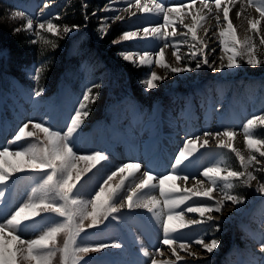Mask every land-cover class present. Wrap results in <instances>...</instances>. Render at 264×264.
Masks as SVG:
<instances>
[{
  "label": "snow or ice",
  "instance_id": "6c2138e0",
  "mask_svg": "<svg viewBox=\"0 0 264 264\" xmlns=\"http://www.w3.org/2000/svg\"><path fill=\"white\" fill-rule=\"evenodd\" d=\"M116 2L117 0H109L102 9L116 13L101 18L103 23L99 30L102 35L107 34L109 20L115 23L126 19L120 14L121 11L130 14L127 19L136 17L138 12L162 19V23L155 27L123 31L118 39L113 40L114 45L130 42L137 48L147 44L149 37L158 42L154 54L138 50L118 53L124 61L134 66L155 65L171 74H183L195 72L205 66L212 72L219 68L223 73L225 69L236 71L244 64L251 67L264 65V58L257 55L258 44L264 46V29L258 27L264 21V0H243L241 9L234 13L236 18H240L244 3L259 13V19L249 20L250 31L258 37V44L253 36L243 40L237 38L236 27L229 15L237 6V0H199V7L197 0H180L179 4L171 6L157 0H152L151 4L142 3L141 0H121L125 4L122 10L113 7ZM48 7L49 0H45L40 10L41 16L44 15L43 9ZM83 7L87 9V4ZM192 9H195L194 14L190 11ZM221 9L226 28L219 32V43L224 55L219 56L218 63L217 48L209 47L207 42L198 37L197 29L203 28L209 16L219 23ZM185 13L191 14L192 24L184 23ZM92 15L95 16L96 12ZM10 19L24 21L13 31L30 33L33 45H39L41 41L48 43L45 33L62 39L80 27L65 25L61 31V25L54 23V20H60L58 13H49L46 19L40 20L26 11H15L10 14ZM87 19L85 14V20ZM177 19L179 24L176 23ZM180 26L181 35L177 37L176 28ZM169 27L172 28L171 32L167 31ZM209 32L210 30L204 29L205 35L212 39L215 32L213 30L211 35ZM170 45L175 60L177 63L184 60V66L171 67L165 62V49ZM185 45L190 47V56L178 54ZM57 46L52 45L53 49ZM41 68L42 66H36L31 74V79L37 84L41 78ZM166 78L153 70L140 83L148 91L156 89L158 82ZM102 87L101 82H94L83 89L63 130L55 129L45 120H27L0 146V264H54L58 254L59 264H92L95 254H103L105 250L119 249L123 252L126 244L122 240L91 241L90 237L103 232L110 225L126 226L131 215L138 209H145L151 214L162 236L157 244L152 245L151 251L143 246L139 237H134L140 245L139 254L146 258L136 264H189V260L181 253L192 260H198L200 257L197 253L191 251L193 245L211 254L219 247L220 241L214 235L206 239L209 236L206 230L189 239L182 230L194 225H206L217 232L221 225L213 220L212 214H222L226 201L238 206V211L239 206L246 203L245 195L233 193L232 190L238 186L235 182L246 188L252 187L251 182L257 177L249 169L264 171V168L257 167L264 164V161L257 160L255 155L259 153L264 158V138L253 135L258 126L264 127V111L254 114L243 125L246 147L250 150L247 157L233 146L232 141L237 136L235 130H205L201 134L187 136L168 171L158 173L139 161L111 166L110 153L104 151L80 153L77 146L79 130L90 115L89 105H94L100 98L99 89ZM44 92V88H33L30 95L36 99L42 97ZM30 126L33 130H29ZM35 130L43 133L44 142H40ZM209 138L218 141V149L234 153L242 170L229 169L223 166L222 161H216L212 166L198 170L200 179L189 172L185 162L200 148H207ZM21 157H27V162L13 163L10 159ZM81 162H85L86 167H79ZM118 175L121 177L119 183L110 184ZM94 177H99L98 183L92 191L86 192ZM33 178L35 186L30 188L22 200L17 201L9 195L19 187L20 180ZM190 178L198 185H202L203 178H206L209 184L206 188L186 189L183 192L168 187L171 179L187 182ZM217 190L223 193L219 198L213 195ZM157 191L164 198L163 206L153 194ZM254 191L264 199V183H260ZM85 195L88 196L87 199L84 198ZM186 213L198 214L199 218L183 222ZM174 219L181 220L182 223L175 226L171 223ZM59 237H63L62 242L58 240ZM254 239L260 255L253 264H264V233ZM166 251L171 253V258L158 259Z\"/></svg>",
  "mask_w": 264,
  "mask_h": 264
},
{
  "label": "rangeland",
  "instance_id": "374dc122",
  "mask_svg": "<svg viewBox=\"0 0 264 264\" xmlns=\"http://www.w3.org/2000/svg\"><path fill=\"white\" fill-rule=\"evenodd\" d=\"M83 1L85 4L87 1L94 2L95 7L93 12H96V15L93 16V12L91 14H88V19L85 20L84 25L80 26L78 30H75L69 33L67 36H64L62 39L52 37L51 34L45 33V38L49 42L44 43L42 41L39 43V45H42V47L49 49L50 47L53 48V44H57L58 46L55 49H63L64 47H66L64 50L68 51V53L72 52L73 54L77 55L79 53L78 48H80V41L84 40L86 36H91L97 41H100L109 34L111 27L114 24L118 23L124 27L123 31L133 30L134 25L130 23L128 19H125L123 22L116 21L115 23H112L109 20L107 23L110 25V27L106 28L107 34L102 35L101 31L99 30L101 24L103 23L101 18L105 16L110 17L116 14L115 12L102 10L105 8V5L109 3V0ZM19 2L20 0H5L6 4L3 3L2 5L5 11L6 20L13 24H16L15 28L19 27L22 23H24V21L22 19H10V14L15 11L27 12L29 5H31L30 14H32L34 17H39L40 20L46 19L49 13L53 15L58 13L60 15V20H54V23H58L61 25V31L63 26L65 25L72 26L63 20L67 17L66 10L67 6L70 5L71 0H49V7L43 9V16L40 15V10L43 8L45 0H30V2L24 1L23 6ZM157 2H163L169 6L170 4H179H174L170 0H157ZM121 5L122 7H125L123 3L120 4L119 2H116L113 7L118 9V7ZM125 15L127 16V13ZM125 15L122 16L126 17ZM141 15L146 18L149 17L148 15L142 13ZM184 17H188V14L185 13ZM220 21H223V19H220ZM176 23L179 24L178 19L176 20ZM136 25L141 26L139 23H136ZM234 26L237 28L236 25ZM248 30L250 36H253V39L258 44V37L255 36L249 28ZM167 31L171 32L172 28L169 27ZM181 31L182 29L180 27L176 28L177 37L181 35ZM202 33L199 32V34L197 35L204 40V37L201 36ZM24 34H27L31 41V39L33 38L32 35L26 32H24ZM240 34L241 32L238 30V39H240ZM120 35L113 40L118 39ZM113 40L110 42V46L114 45L112 43ZM208 40L211 41V39L209 38ZM30 41L28 40L27 43L32 44ZM156 44L155 40L149 37L148 43L143 45L142 47L137 48L130 42H125L124 44H116L117 48L113 52L116 57L122 59L118 54L121 51L138 50L141 52H153L151 50L157 47ZM168 48L169 57L168 59L164 58L165 62L168 63L171 67L184 66V60H181L178 64L174 63V59L172 58V56L174 55L173 48L171 47V45ZM178 54L181 56H190V47L188 45L183 46L180 53ZM8 55H10V50L2 48L0 45V63L2 72L1 75H3L1 79H3L4 85H10L8 91L0 94V131L4 125H6L7 123L9 124V130L4 134L0 133V146H3L5 142L13 136L17 127L21 125L22 122H25L27 120H45L55 129L63 130L70 116L73 114L74 108L76 107L81 97L83 89L94 82L102 83L103 77L108 73V68L104 66V64L99 63L98 61H96V59H90L86 56H83L81 53L79 56L80 63L78 65H74L75 58L70 56L71 60L73 61H71L69 64V71H66L65 73L56 72L59 71V67L55 65L57 61L53 64L54 66H46L50 65L51 63L49 60H46V64L39 65L42 66L41 78L43 77L42 72H45V68H51L52 72H56L55 76H59L60 81L58 82L55 91L52 94L48 95V98L44 97L45 95H47V93H44V95L40 98H31V90L33 88H37V84L31 79V74L33 73V71L29 70V66L26 67V70H24L23 72V75L25 77L23 80V90L21 91L23 93V97L21 98L20 93H17L14 90L13 86H11L12 83L16 82L14 80V77L6 74L8 72V61L6 60L8 58ZM257 55L260 58H264V46H259L258 44ZM33 61L34 60H32L31 62ZM194 63L195 61H193V65ZM140 67L142 70V74L137 77L134 85L139 88L138 89L136 87L140 91L141 95L145 96V101L149 105L145 106L144 104H142L144 106L143 107L141 104L133 100V97H130V89L127 88L126 83L121 85L120 83L123 82H120L119 80L113 83V86L115 85L114 88L117 91H115V93H111L110 90L109 95L107 94L109 97L107 96L105 104L101 108V112L104 111L101 113V116L105 120L103 121V119H100L90 124L87 123L90 118L88 116L85 119L83 125H81V128L79 130V139L77 141V146L81 154H91L94 151H104L106 153H110L111 166H117L129 161H134L132 159L134 154V148L132 146H143V150H145L144 143H142L141 140H144L151 135L147 128L148 126H153L154 120L157 116H159L157 115L158 109H163L166 117H176V114L172 113L173 109H170L168 107H165L164 109V105H162L161 99L156 100V98L159 99L160 97H164L166 102L170 100V98H172L174 95L176 98H178V103L184 102L186 99L191 98H198L200 101H204L205 97L209 94L213 98L217 97L218 100L222 99L221 110H230L232 114L228 116L227 113H225L226 117L221 120V122H223V128H218V131L224 129L235 130V128L239 127V125L243 126L246 121L254 114H259L264 111V65H261L259 67H251L244 64L238 70H229L226 74H220L221 72L218 70L216 72H212L206 66L195 72L183 74H171L168 70L155 65H153L152 67H149L147 65ZM31 69L34 70L33 68ZM153 70L156 71L159 76H164L167 78L162 82H158V87L156 89L145 91V86L142 85L140 81L145 79L148 73ZM20 71L22 72L23 69L21 68ZM20 77H22V74L20 75ZM103 87L108 88L107 80L103 84ZM101 89H99V91H101ZM248 89H252V91L249 92ZM106 92H108V89H106ZM233 94L235 96H233ZM236 94H240L241 96H237ZM151 97L154 98L152 104L153 107L151 108V111H149L147 110V108L150 107V103L152 101ZM230 98L233 99L232 103ZM44 99H46V101H43ZM239 99L245 101L249 100L250 102H252L253 110L248 111L246 116H242L244 110L242 108H239L242 115H237L238 118H240L238 120L235 114L236 109L233 104H235V102L239 103ZM90 106H92V104L89 105V109ZM198 112H202V110H198ZM202 122H204L203 118L199 119V116H197L196 128H198L199 126L204 127L205 125ZM84 125V129H82ZM212 125H214V128L217 126V124ZM88 127L89 129L93 130L90 134L92 139L88 138V136L86 135L87 132H84ZM260 129L263 133L259 134L257 132L256 134V131H259ZM263 129L264 127L258 126L255 129L253 135L259 138H264ZM29 130H33L31 126ZM35 131H37V136L39 137L40 142H44L43 133H40L38 130ZM237 131H241L242 133H244L243 127H240L239 129H237ZM137 138H139L140 141H138ZM109 141H112V143L109 144ZM209 145L211 146V150L207 149V153H204L203 156L205 157L204 159H210L212 162H208L206 164L207 166L204 165V168L211 166L212 163H215L216 161H222L223 166L229 169L242 170L240 167V162L234 153L230 152L227 149L217 148V140H213L212 138H210ZM15 147L16 146H13V148ZM257 147L260 146L258 145ZM235 148L238 149V147ZM140 152H142V150L138 153ZM249 152L250 150H248L246 155H243L247 157L249 155ZM140 155L141 154H139L138 156ZM255 155L257 156V160L264 161V158L260 157L259 153H255ZM173 158L174 156L170 157L171 160ZM10 159L13 163L27 162V157ZM171 163L172 162L169 163L167 170L169 169ZM142 164L145 167H152L153 165L152 163H149V160L147 159L144 160ZM79 167H86L85 162H81ZM97 167L99 168L100 166L98 165ZM257 167L264 168V164H261ZM249 170L253 171V174L257 177L256 180H253L251 182L252 187L246 188L239 182H235L238 186L232 190L233 193H240L245 195L247 197L246 203L242 206H239L240 210L238 211V206L233 205L230 201H226L225 207L222 210V214H212L213 220L220 222L221 226L219 231L213 232V230L207 228L206 225H194L189 229L182 230L185 236L189 239L194 236L200 235L203 231L206 230L209 233V236L206 239H210L214 235V237L220 241L219 247L211 254L200 250L199 246L193 245L191 251L197 253V255L200 257L198 260H192L190 257L186 256L185 253H181V255L185 256L186 260H189V264H253L254 261H257L259 259V249L254 237H258L261 233H264V199H261V197L254 191V189L258 187L260 183H264V171H256L254 168ZM93 171H95V169ZM88 175L90 176L91 173H89ZM197 178L200 177L198 176ZM120 179L121 177L118 175L113 179V181L110 182V184L116 185L119 183ZM98 180L99 177H94L89 184L88 189H86V192L92 191L94 185L98 183ZM192 180L193 179L190 178L186 183L189 184L192 182ZM35 183L36 181L34 178L31 180L22 179L19 181V187L13 190V192H11L9 195L17 201L22 200L29 192L30 188L35 186ZM168 187L171 188L174 186L168 184ZM186 189L196 190L192 187H183V189L180 191L183 192ZM217 193L219 194V197L223 195V193H221L219 190H217ZM84 198L87 199L88 196L85 195ZM193 199L196 198L193 197ZM188 203H191V201H188ZM181 207H184V205H182ZM165 209V211H167L166 207ZM136 211H140L141 213H137ZM136 211L131 215L126 226L117 227L115 225H110L108 228L104 229L103 232L90 237L91 241L100 239H118L124 241L126 244L123 252H121L119 249H112L105 250L103 254H95L92 264H136L137 261L146 259L145 257H143V259L142 257L137 258L138 256H140L137 253L138 243L134 239V237H136L135 232H133V235L131 237V231H133V229L136 227L137 231L139 228H141V231L150 229L145 222L148 221V217L150 214H148L145 209H139ZM140 217L145 222L144 226L140 225ZM184 217L187 219H192L193 217V219L199 218L198 214L194 213H186ZM183 222L187 221L183 220ZM85 223H88V221H86ZM171 223L177 226L182 222L173 220ZM144 234L151 243H154L155 236L153 233L147 230L144 232ZM157 236L159 237V235ZM62 239L63 237L58 238V240L61 242ZM237 245H239V251L238 249H235V246ZM146 248H148V250L150 251L152 250V248ZM165 258H171V253L166 251L164 253V256L158 257V259L161 260ZM54 264H59V254L57 255V259L54 261Z\"/></svg>",
  "mask_w": 264,
  "mask_h": 264
},
{
  "label": "trees",
  "instance_id": "16d2710c",
  "mask_svg": "<svg viewBox=\"0 0 264 264\" xmlns=\"http://www.w3.org/2000/svg\"><path fill=\"white\" fill-rule=\"evenodd\" d=\"M3 3H5V0H0V45L2 48L10 50V55H8L7 59V71L9 74L19 76L23 72L20 71L23 64L29 63L32 60H36L43 65L46 64V60H49L52 64L50 63V65L46 66H54L53 64L57 61L55 65L59 67V71H55L65 73L66 71H69V64L71 61H73L71 60V57L75 58L74 65H78L80 63L79 56L81 53L83 56H86L90 59H96V61L104 64V66L108 68V73L102 79V84H104L107 80L108 88L103 87L100 91V98L94 105L90 106V118L87 122L103 119L101 113L104 111L101 112V108L104 106L105 100L107 99L110 90L111 93H115V91H117L115 90V85L113 86V83L118 80L123 82L120 83L121 85L124 83L127 84V88L130 89V97H133L136 102L141 105L144 104L145 106L149 105L145 101V96L141 95L140 91L138 90L139 88L134 85L137 77L142 74L141 67L134 66L133 64L116 57L113 52L117 48L116 45H109L113 39L118 37L123 32L124 27L121 24H114L111 27L109 34L100 41H97L91 36H86L84 40L80 41V48H78L79 53L75 55L72 52L68 53V51L64 50L66 47L63 49H53L51 47L47 49L42 47V45H33L27 43L28 40L30 41L29 36L24 34V31H20L19 33L14 32L13 29L15 28L16 24L6 20L5 11L2 7ZM84 4L85 3L83 0H71L70 5L67 6L66 10L67 17L63 20L69 25H84L85 14H91L95 7L93 1L86 2L87 9L83 7ZM56 72H52L51 68H45V72H42L43 77L37 84L40 88L45 89L47 96L55 91L57 84L60 81V77L55 76ZM106 89H108V92H106ZM153 99L154 98H152L150 107L153 104ZM257 132L259 134L263 133L261 129Z\"/></svg>",
  "mask_w": 264,
  "mask_h": 264
},
{
  "label": "bare ground",
  "instance_id": "6f19581e",
  "mask_svg": "<svg viewBox=\"0 0 264 264\" xmlns=\"http://www.w3.org/2000/svg\"><path fill=\"white\" fill-rule=\"evenodd\" d=\"M117 2H119L120 4L122 3L121 0H118ZM141 2L142 3H149V4H151L152 1H150V0H141ZM172 2L174 4H176V3H180V0H173ZM242 2H243V0H237V6L232 9V12L229 13L230 18L233 19L234 25L237 26L236 30L237 31L239 30L241 32V34H240V39L241 40H243L244 38L250 36L249 30H248V28L250 29L249 20L254 19V18L255 19H259V13H257L254 8L248 7L246 5V3H244V6H243V14H242V16L240 18H236L235 15H234V13L236 11H238V10L241 9ZM171 5L172 4H170V6ZM197 7H199V0H197ZM118 9H121L122 10L123 9L122 5L119 6ZM133 11H135V9H133ZM190 11H191L192 14L195 13V9H192ZM126 13H127V16L125 15ZM120 14L121 15H125L126 16L125 17L126 19L130 15L128 12H123V11H121ZM220 19H223L222 11H221ZM128 20L130 21V23H132L134 25L133 30H135L137 28H142V27H149V28H151V27H155L158 24L162 23V19L159 18V17L149 16L148 18H146V17H143L141 15V13H139V12L137 13V16L136 17H132L131 19H128ZM136 23H139L141 26L136 25ZM184 23L185 24H192L193 23L192 18H191V14H188V17H184ZM258 27L261 28V29H264V21H261V24ZM180 28L182 29V26H180ZM225 28H226V22L224 20L223 21H220L219 23H217V21L214 18H212L211 16H209V18L207 19V21L204 23L203 28H198L197 29V34H199V32H201V33L203 32L201 34V36L204 37V40H205V42L208 43L209 47H216L217 48V52L219 53V55L216 57V59H217V62L218 63H219V56L224 55V53L221 51V46H220V43H219V32L222 31V30H224ZM204 29L210 30V32H209L210 35H211V32L214 30L215 35L212 36L211 41H209L208 40V36L205 35ZM156 43H157V41H155V44ZM155 50H156V48H153V50H151V51H153L155 53ZM168 57H169V48H166L165 49V57L164 58L165 59H168ZM172 58L174 59V63L175 64H178L177 61L174 58V55L172 56ZM210 58H211V56H210ZM224 62L226 63L227 61L225 60ZM217 70L219 71V68H217ZM228 71H229L228 69H225L224 72L223 73H220V74H226ZM217 74H219V73H217ZM178 108H179V106L176 107V110H178ZM172 113L173 114H177V112L175 110H173ZM185 122H188V118L186 119ZM162 124H163V127L162 128H159ZM153 126L157 127V129L159 128V130H163V128L165 129L164 132H163V134H162V136L159 137V139L161 141H163V145L160 144V148H162V147L163 148H167V151H169L171 153L174 152V155H176L178 149L182 146L183 141H184V140H179L178 143H174L175 142V137H179V139L182 138V137H184L183 134H180L178 136H173V135H175L177 133V129H179L180 126H182V123L181 122L179 123V119H177L175 117L174 118L169 117V119L168 118H164V121L163 122L161 120H159V119H156L153 122ZM186 129H189V128L187 127ZM184 132H186V131H184ZM155 133H156V131L153 130L152 133H151V135L149 137H147L145 140H143L146 145H149L150 147L153 146L154 141L152 139H153ZM190 136H192V135H190ZM221 139H223V138L221 137ZM172 140H173V142H172ZM232 143H233V146L234 147H238V150L242 154H245L246 155V153L248 152L249 149L246 147V143H245V133H242V132L238 131L237 132V136L232 141ZM197 147L199 148V145H197ZM197 153L198 152L194 153L193 155H195ZM208 162H212V161L210 159H207V160H205L203 162H199L200 163L199 164L200 167L194 166L192 164L190 167L193 168L194 172L191 171V173L197 174V177H198L199 176L198 175V170H202L204 168V165H206ZM212 165H213V163H212ZM167 171L168 170H165L164 172H167ZM198 179H200V178H198ZM168 184H171L172 186L176 187V189L182 190L183 187L184 188H191L192 187V188H195V189H197V188H206L208 186L209 182H208L207 179H203V184L202 185H198V184H196V181L195 180H192L191 183L187 184L186 182H184L182 180L171 179V180L168 181ZM153 194L157 196V199L160 201L161 206H163L162 201L164 199H163V197H161L159 195V192L157 191V192H155ZM213 195L219 198V194L217 193V191H214ZM148 214H150V213H148ZM149 217H151V214L149 215ZM174 220L177 221V222H182L181 220H177V219H174ZM184 220L189 221L191 219H187V218L184 217ZM150 221H151L150 223L153 226H156L155 225V221H154L153 218H150ZM179 225H177V226H179ZM135 236L140 238V236H139L138 233H135ZM140 240H141V238H140Z\"/></svg>",
  "mask_w": 264,
  "mask_h": 264
}]
</instances>
